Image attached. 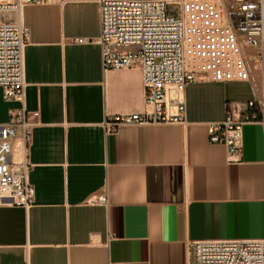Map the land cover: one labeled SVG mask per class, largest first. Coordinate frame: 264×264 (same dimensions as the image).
<instances>
[{
  "label": "crops",
  "instance_id": "crops-1",
  "mask_svg": "<svg viewBox=\"0 0 264 264\" xmlns=\"http://www.w3.org/2000/svg\"><path fill=\"white\" fill-rule=\"evenodd\" d=\"M20 18L25 107L39 113L35 201L0 206V264H190L191 243L264 239V124L244 123L238 163L205 126L245 110L246 83L187 86L185 124L110 131L107 119L144 110V88L135 68L103 69L98 5L26 6ZM17 106L0 89V123ZM97 194L107 204L88 201Z\"/></svg>",
  "mask_w": 264,
  "mask_h": 264
},
{
  "label": "built area",
  "instance_id": "built-area-1",
  "mask_svg": "<svg viewBox=\"0 0 264 264\" xmlns=\"http://www.w3.org/2000/svg\"><path fill=\"white\" fill-rule=\"evenodd\" d=\"M66 2L98 5L104 70L131 67L141 74L144 110L107 119L106 128L185 124L187 86L244 82L251 93L245 110L235 116L228 108L223 120L205 125L208 142L223 146L229 163L241 161L244 123L264 124V0H0L1 97L18 105L0 123V206L27 208L35 201L29 173L39 113L25 107L24 50L30 35L20 12ZM10 14L13 21L2 18ZM88 201L107 204L103 194ZM188 250L190 264H264V239L200 241Z\"/></svg>",
  "mask_w": 264,
  "mask_h": 264
},
{
  "label": "rangeland",
  "instance_id": "rangeland-1",
  "mask_svg": "<svg viewBox=\"0 0 264 264\" xmlns=\"http://www.w3.org/2000/svg\"><path fill=\"white\" fill-rule=\"evenodd\" d=\"M172 5H173V3H172ZM256 74H257V73H256ZM257 76H258V78H259V75H257ZM259 84H260V82H259ZM259 84H258V85H259Z\"/></svg>",
  "mask_w": 264,
  "mask_h": 264
}]
</instances>
